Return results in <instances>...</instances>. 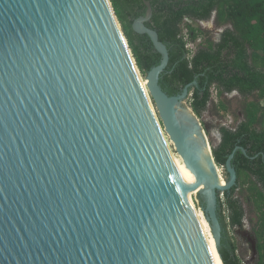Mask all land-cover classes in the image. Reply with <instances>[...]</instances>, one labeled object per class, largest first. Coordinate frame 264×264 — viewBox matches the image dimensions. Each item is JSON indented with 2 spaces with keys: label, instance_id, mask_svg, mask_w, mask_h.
Instances as JSON below:
<instances>
[{
  "label": "water",
  "instance_id": "1",
  "mask_svg": "<svg viewBox=\"0 0 264 264\" xmlns=\"http://www.w3.org/2000/svg\"><path fill=\"white\" fill-rule=\"evenodd\" d=\"M145 2L134 29L162 54L147 91L194 188L110 0H0V264H213L188 197L203 195L218 222L220 194L238 183L239 147L226 185L201 175L187 141L207 136L196 113L179 120L196 82L177 95L162 89L170 58L146 26Z\"/></svg>",
  "mask_w": 264,
  "mask_h": 264
},
{
  "label": "trees",
  "instance_id": "2",
  "mask_svg": "<svg viewBox=\"0 0 264 264\" xmlns=\"http://www.w3.org/2000/svg\"><path fill=\"white\" fill-rule=\"evenodd\" d=\"M123 33L141 73H147L162 61L147 33L134 29L135 21L146 15L145 0H110ZM153 14L146 26L157 31L159 40L168 49L169 63L159 78V84L169 95L180 94L185 86L190 88L191 108L201 117L212 102V88L221 96L234 91L246 98L241 107L243 119L234 127L220 128L221 141L213 147L219 166L239 147L232 160L238 174V183L224 193L229 224L239 227L255 207L260 212L257 239L258 259L264 264V0H147ZM215 14L217 27H226L219 40L207 37L194 53L189 41H196L201 28L185 24L186 18L204 21ZM256 96V99L248 100ZM222 109L226 107L222 106ZM246 150V153L242 151ZM248 183L246 196L248 212L242 200L234 197L237 189ZM244 193L243 190L240 191ZM222 206V203H221ZM221 220L227 227L225 216ZM224 264H242L236 247L227 236L220 248Z\"/></svg>",
  "mask_w": 264,
  "mask_h": 264
},
{
  "label": "rangeland",
  "instance_id": "3",
  "mask_svg": "<svg viewBox=\"0 0 264 264\" xmlns=\"http://www.w3.org/2000/svg\"><path fill=\"white\" fill-rule=\"evenodd\" d=\"M185 24H191L195 28H201L202 30L206 31L204 34H200L196 41H189V48L194 53L201 45H203L206 41L207 37H212L214 40H219L222 31L226 27H217L215 22V14L209 20L204 21H196L189 18H186L183 24L184 27V34L187 37V28ZM140 76L143 80H146L145 76L140 71ZM145 84V81H143ZM146 86V84H145ZM256 99V96L249 97L248 100ZM246 101V98L239 94L238 92L234 91L232 93H227L221 96L217 95V89L215 87L212 88V102L209 105L208 110L203 113L201 117L197 116L193 109L191 108V96L184 100L182 108L180 110L179 120L181 123L190 124L186 117H190V112L194 113L197 117V121L201 124V128L205 132L208 142L210 144L211 150L213 147L218 146L221 141V134L220 128L222 126H229L234 127L237 122L243 119V115L241 113V107L243 103ZM153 102V108L156 113V117L161 125L164 133L166 134L167 141L169 142L170 150L175 158L182 159L178 151L176 150V146L174 142L171 140L169 134L167 133L165 126L163 124V119L161 117V109L160 106ZM264 105V100L261 101ZM226 109H222L223 107ZM215 169L217 172V176L220 180L226 181L231 178V175L227 172L226 168L223 166L215 165ZM243 190L244 193L240 191ZM248 190V183L245 182L244 186L240 189H237L234 197H239L244 206L246 211L248 212L249 206L247 204L246 196L249 194ZM191 200L193 201V206L195 207L197 217L201 224V228L205 235V239L207 242V246L210 252L211 260L213 264H219V258L217 254V247L218 243L220 242L222 246L223 239L227 236L232 240L236 247V254L238 255L239 259L241 260L242 264H256L258 259V253L254 254L252 252V246L250 242L245 238L244 232L251 233L257 227V223L260 218V212L253 207V212L248 214L244 220V225L242 227H233L229 224L228 215L229 211L227 210V205L225 202V195L220 194L219 200L216 206V216L218 222L215 220L213 221L210 217L207 218V214L204 211V198L203 195L193 191L190 195ZM222 203V206H221ZM221 216H225L227 220V227L225 228ZM252 234V233H251ZM219 240V241H218ZM219 244V246H220Z\"/></svg>",
  "mask_w": 264,
  "mask_h": 264
},
{
  "label": "bare ground",
  "instance_id": "4",
  "mask_svg": "<svg viewBox=\"0 0 264 264\" xmlns=\"http://www.w3.org/2000/svg\"><path fill=\"white\" fill-rule=\"evenodd\" d=\"M140 78H141V76H140ZM141 81H142L143 87L147 91V81L143 80L142 78H141ZM143 81H145L146 86H145ZM147 94H148V98H149L150 104L152 106L153 112H154V114L156 116L155 110L153 108V102H152V99L150 98V95H149L148 91H147ZM156 119H157V117H156ZM157 122L159 124L158 119H157ZM159 127H160V131H161L162 137H163V139H164V141H165V143H166V145H167V147L169 149V152H170V154L172 156V159H173V161L175 163V166H176V168L178 170V173H179L180 177H183L186 180H190L191 183L193 184V188H194V184H195V182L197 180L196 176L189 171V169L186 167L183 159H181L180 157H179V159L175 158V156L172 154V152L170 150V146H169V142L167 141L166 134L164 133V131H163V129H162L160 124H159ZM193 141H197L198 142V147H196V149H194V150L191 149L192 148L191 144L193 143ZM187 143H188V145L190 147L191 154L197 156L198 169H199L201 175L204 178H208L209 181H211V182L217 181L221 185H226L227 184L226 181L220 180L218 178V176H217V172H216V169H215V165L216 164L213 161V154H212V150H211L210 144L205 143V141L202 138H200L199 136L198 137L197 136L190 137L188 139ZM188 199H189V202H190L191 206H193V201L191 200L190 195H189ZM194 209H195V207H194ZM196 215H197V213H196ZM217 254H218L217 256L219 258V264H223V261L221 260L218 251H217Z\"/></svg>",
  "mask_w": 264,
  "mask_h": 264
},
{
  "label": "flooded vegetation",
  "instance_id": "5",
  "mask_svg": "<svg viewBox=\"0 0 264 264\" xmlns=\"http://www.w3.org/2000/svg\"><path fill=\"white\" fill-rule=\"evenodd\" d=\"M243 225H244V223L241 226H239V227H242ZM251 233L244 232L243 234H244L245 238L250 242V244L252 246L254 241L257 242V239H256L255 232L253 231Z\"/></svg>",
  "mask_w": 264,
  "mask_h": 264
}]
</instances>
